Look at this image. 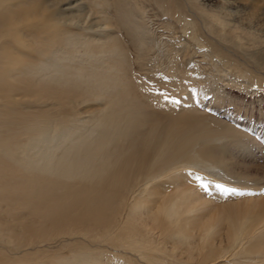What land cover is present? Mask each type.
<instances>
[{"label":"bare ground","instance_id":"1","mask_svg":"<svg viewBox=\"0 0 264 264\" xmlns=\"http://www.w3.org/2000/svg\"><path fill=\"white\" fill-rule=\"evenodd\" d=\"M145 1L264 82L221 49L264 67V0H0V264H264V196L221 190L258 189L264 165L236 172L232 127L131 79Z\"/></svg>","mask_w":264,"mask_h":264},{"label":"rangeland","instance_id":"2","mask_svg":"<svg viewBox=\"0 0 264 264\" xmlns=\"http://www.w3.org/2000/svg\"><path fill=\"white\" fill-rule=\"evenodd\" d=\"M141 4L145 8L143 19L147 25L152 50H149L151 59L148 60L147 72L136 70L137 66L132 63L130 76L133 82L139 85L143 93L152 96L154 107L163 109L164 105L158 107V103H168V107L174 105L181 108L193 105L201 113L214 115L232 127L236 131L235 135L238 134L247 147L241 149L236 146L234 140H229L225 157L236 172L242 174L244 168L249 167L244 173L259 174V171L250 165H264V82L257 84L251 78L240 76L228 63H224L223 59L212 55L205 45L191 43L172 21L171 16L161 15L160 11L147 1ZM171 22L174 25L166 26L165 23ZM123 37L128 40L126 35L123 34ZM221 49L251 73L264 77V67L254 63L240 49L225 44L221 45ZM133 52L134 49L130 47L131 58L134 56ZM176 61L181 65V69L174 71L172 69ZM214 94L222 96L218 105L212 101ZM227 176L234 180L236 175L233 172ZM261 178L259 190L257 187L249 189L246 186L232 185L224 186L221 190L236 193L232 200H237L241 195L248 196L250 193L255 197L264 196V176ZM223 230L221 228V231Z\"/></svg>","mask_w":264,"mask_h":264},{"label":"snow or ice","instance_id":"3","mask_svg":"<svg viewBox=\"0 0 264 264\" xmlns=\"http://www.w3.org/2000/svg\"><path fill=\"white\" fill-rule=\"evenodd\" d=\"M234 191V190H233Z\"/></svg>","mask_w":264,"mask_h":264}]
</instances>
